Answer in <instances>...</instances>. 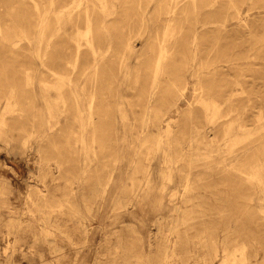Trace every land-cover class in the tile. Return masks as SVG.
<instances>
[{
	"label": "rangeland",
	"instance_id": "374dc122",
	"mask_svg": "<svg viewBox=\"0 0 264 264\" xmlns=\"http://www.w3.org/2000/svg\"><path fill=\"white\" fill-rule=\"evenodd\" d=\"M157 1L96 4L93 21L107 16L110 45L95 67L82 47L72 69L74 41L52 38L63 106L42 99L43 0H0V264H224L228 254L264 264V0H232L235 14L221 0L220 20L233 21L206 33L203 68L190 72L200 84L189 74L177 84L190 58L182 16L153 84ZM96 35L106 46L98 25ZM71 84L92 91L91 115L87 103L75 110ZM153 87L154 116L169 117L156 129L141 113ZM212 101L225 116L219 133L229 120L245 126L231 153L201 147L208 139L192 132L206 126Z\"/></svg>",
	"mask_w": 264,
	"mask_h": 264
},
{
	"label": "bare ground",
	"instance_id": "6f19581e",
	"mask_svg": "<svg viewBox=\"0 0 264 264\" xmlns=\"http://www.w3.org/2000/svg\"><path fill=\"white\" fill-rule=\"evenodd\" d=\"M113 1L114 3L118 2V0ZM220 2L221 0H158L156 2L158 11L156 12L155 20L157 24H161L163 27V37L158 43L157 55L154 59L153 84H158L160 76H162L165 72V60L169 54L168 42L174 40L173 23L177 16H182L183 23L188 30V35H186V37L188 38L189 36L190 40V58L181 63V66L184 68L185 74H187V76L180 77V80L178 79L177 84L186 83L188 74L194 80V84H200L198 82L200 76L195 74L193 75L190 72H194L203 68L200 55L201 45L205 40L204 37L207 34L211 35V37H213V35L217 36L221 26L225 27L228 23L232 24L233 21L232 18L229 19L228 17L222 18V21L220 20L219 15L222 13ZM229 2L230 8L235 11V14L237 11L235 9V4L232 0ZM96 4L102 8H105L107 0H43V7L40 15L41 23L39 26L42 55L40 57L37 54L36 55L40 59L43 69L42 99L46 105H49L52 102H58L65 106L69 103V101L67 102L66 95L63 92L65 84L61 82V80L64 78V76L60 75L59 73L61 68L59 66H55L50 61L51 40L58 32L61 31L69 34V37L74 41V62L72 63V69H76V64L78 63L82 47L88 49L90 54L93 56V67L97 65V57L109 49L110 36L107 27V24L109 23L105 18L107 16L101 18V20L97 21V23L93 21V10ZM141 15L142 19H150L147 8L141 12ZM51 18H53V25H51ZM235 19L237 21H242V19L238 16L235 17ZM96 25H98L102 33L106 36L107 43L104 47H102L98 41L96 35ZM130 39L131 38H129L125 45V51L128 52H132L134 50V46ZM81 42H83V44H81ZM179 47L180 44L178 42L173 44V49ZM179 52H181V49ZM84 67L87 68L86 66ZM69 78L70 77L67 79ZM58 79L60 81H57ZM235 84L238 83L235 82ZM71 85L72 89L70 95L72 96V102L75 110L81 114L83 109H85L84 105L87 103L88 113L91 112L90 101H92V91L87 95L81 84ZM155 88L156 87H153L150 91L141 113L143 114L142 120L144 121L145 125L154 119L155 121L156 119L158 120L157 124H153V127L156 129L159 128V125L162 123H167V119L169 117L167 114L161 115L159 117L154 116ZM205 109L206 110L204 113L206 126L203 128V130H200L194 125L192 126V132H195V135L204 133V139H208V144L201 142V147H216L218 150L222 148L228 153L233 152L234 146L238 142L236 141V133L234 131H244L243 129L245 126L243 125L242 121L237 120L235 123H233L229 120L228 122L223 123L222 125L225 126L221 127L222 132L219 133L218 126L220 127V125L218 122L225 117L220 114L219 105L212 101V103L207 106L205 104ZM89 115H91V113H89ZM145 127L146 126H144V128ZM211 152L212 151H207L204 154V157H210L209 154ZM261 176H263V174L257 168H254L251 177L253 179H259ZM158 233L159 231H157V234ZM166 241L170 242L171 239L166 238ZM154 249H156L155 245L149 243V252L153 251ZM217 256L218 255H215L214 258ZM223 262L224 264H237L238 262L242 264L245 262L246 264H251L245 257L237 261L235 254H228ZM205 264H213V258L210 256L207 257Z\"/></svg>",
	"mask_w": 264,
	"mask_h": 264
}]
</instances>
